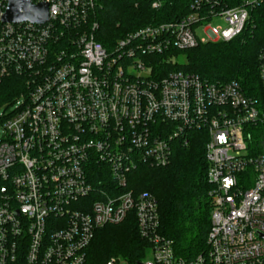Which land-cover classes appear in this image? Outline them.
I'll return each instance as SVG.
<instances>
[{"label": "built area", "instance_id": "1", "mask_svg": "<svg viewBox=\"0 0 264 264\" xmlns=\"http://www.w3.org/2000/svg\"><path fill=\"white\" fill-rule=\"evenodd\" d=\"M102 1L33 0L49 7L39 24L4 22L8 0H0V81L32 77L13 109L0 111V264H85L97 230L131 213L151 244L140 264H264V152L249 145L250 128L264 124V47L260 97L236 80L156 76L149 62L232 40L264 0L236 7L195 0L182 19L111 47L95 38ZM152 1L159 8L163 0ZM199 130L208 135L213 209L207 251L185 260L160 233L156 197L126 188L141 164L168 165L177 144L189 145Z\"/></svg>", "mask_w": 264, "mask_h": 264}, {"label": "trees", "instance_id": "2", "mask_svg": "<svg viewBox=\"0 0 264 264\" xmlns=\"http://www.w3.org/2000/svg\"><path fill=\"white\" fill-rule=\"evenodd\" d=\"M195 0H163L159 8L152 0H103L97 8V41L108 46L113 39L148 24L178 21L192 10ZM246 0H221L222 6L236 7ZM115 40V42H116ZM264 47V1L250 8V18L238 36L230 41L201 43L192 49H173L149 58L156 76L172 71L197 74L203 79L225 83L238 81L247 95L262 96L259 55ZM185 56V62L172 57ZM31 75H12L0 81V106L12 104L29 90ZM170 125V124H169ZM172 127V126H171ZM249 145L253 153L264 152V124L250 128ZM206 130L193 131L189 145L177 144L171 162L165 166L141 164L129 174L127 190L149 192L158 202L160 233L173 242L177 257L191 260L208 249L211 227L213 185L207 177ZM151 244L141 234L131 213L116 225L97 230L87 250L85 264H107L122 259L140 264Z\"/></svg>", "mask_w": 264, "mask_h": 264}, {"label": "water", "instance_id": "3", "mask_svg": "<svg viewBox=\"0 0 264 264\" xmlns=\"http://www.w3.org/2000/svg\"><path fill=\"white\" fill-rule=\"evenodd\" d=\"M49 19L47 3H34L33 0H8L3 15L4 22L21 23L32 22L43 24Z\"/></svg>", "mask_w": 264, "mask_h": 264}, {"label": "rangeland", "instance_id": "4", "mask_svg": "<svg viewBox=\"0 0 264 264\" xmlns=\"http://www.w3.org/2000/svg\"><path fill=\"white\" fill-rule=\"evenodd\" d=\"M163 23H166V22H163ZM163 23H153V24H148V25H146V26H144V27H141V28H139V29H142V28H145V27H147V26H153V25H158V24H163ZM222 23V21H220V20H218V21H215V22H213L212 24V26H214V25H217V24H221ZM139 29H136L135 31H138ZM199 29V34L201 35V36H206V34H205V31H203V27H199L198 28ZM134 32V31H133ZM128 35V34H127ZM115 40L116 39H113L110 43H109V45L107 46V47H111L112 45H114V43H115ZM173 56V55H172ZM172 59H178L177 61H179V62H185L186 61V59H185V56H177V57H175V55L172 57ZM7 107H10L11 109H9V110H12L13 109V107L14 106H11V104H9V103H7V104H1V106H0V111L2 110V111H4ZM4 137V132H3V130L1 129V127H0V140L2 139ZM119 261H120V264H127V263H125V261H123L122 259H118Z\"/></svg>", "mask_w": 264, "mask_h": 264}]
</instances>
